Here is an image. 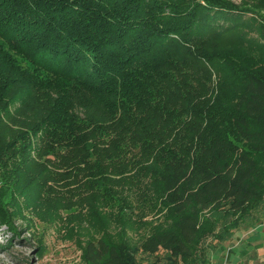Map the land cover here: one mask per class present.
Returning <instances> with one entry per match:
<instances>
[{
	"label": "trees",
	"instance_id": "trees-1",
	"mask_svg": "<svg viewBox=\"0 0 264 264\" xmlns=\"http://www.w3.org/2000/svg\"><path fill=\"white\" fill-rule=\"evenodd\" d=\"M239 1L0 0V170L26 206L83 198L84 264H206L263 207L264 0Z\"/></svg>",
	"mask_w": 264,
	"mask_h": 264
},
{
	"label": "rangeland",
	"instance_id": "rangeland-1",
	"mask_svg": "<svg viewBox=\"0 0 264 264\" xmlns=\"http://www.w3.org/2000/svg\"><path fill=\"white\" fill-rule=\"evenodd\" d=\"M23 181L15 185L13 176L0 170V204L6 215L0 219V264H84L82 246L100 232L90 222L83 198L57 184L40 200L31 199L29 207Z\"/></svg>",
	"mask_w": 264,
	"mask_h": 264
},
{
	"label": "crops",
	"instance_id": "crops-1",
	"mask_svg": "<svg viewBox=\"0 0 264 264\" xmlns=\"http://www.w3.org/2000/svg\"><path fill=\"white\" fill-rule=\"evenodd\" d=\"M206 264H264V201L250 224L237 227L230 239L208 252Z\"/></svg>",
	"mask_w": 264,
	"mask_h": 264
}]
</instances>
